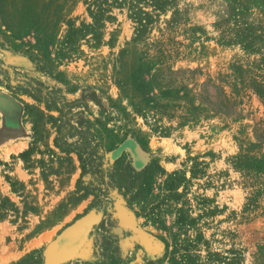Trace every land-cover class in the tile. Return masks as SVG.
Returning a JSON list of instances; mask_svg holds the SVG:
<instances>
[{
	"label": "rangeland",
	"instance_id": "1",
	"mask_svg": "<svg viewBox=\"0 0 264 264\" xmlns=\"http://www.w3.org/2000/svg\"><path fill=\"white\" fill-rule=\"evenodd\" d=\"M93 1L0 0V91L28 142L0 162L2 230L26 247L12 264H50L84 217L55 264H264V0L141 3L143 26L109 3L99 39ZM51 92L96 126L85 173L32 96Z\"/></svg>",
	"mask_w": 264,
	"mask_h": 264
},
{
	"label": "trees",
	"instance_id": "2",
	"mask_svg": "<svg viewBox=\"0 0 264 264\" xmlns=\"http://www.w3.org/2000/svg\"><path fill=\"white\" fill-rule=\"evenodd\" d=\"M170 0H94L91 6H89V13L94 19V23L86 25V30L91 31L95 34V39L101 38L96 30L101 26V21L106 16L108 12L109 3H114L118 7L126 6L130 11L131 17L136 19L141 26L144 25V21L150 18V13L145 8L141 6V3H145L150 7L156 9H163L166 4L170 3ZM108 18H112L111 15H107ZM49 97H41L40 95L33 94L35 99L44 101L48 107H54L59 113V117L53 118V123L57 128V136L54 139V143L57 148L66 153L74 152L78 155L81 162V167L83 173L86 172L88 166H94L97 164L96 158L103 157V153H99L98 149L101 147V143L98 140L97 129L94 122L91 119L85 118L83 116V111H78L74 113V108L78 106V101H67L62 98L61 103H57L56 97L53 96V92L49 93ZM7 97L8 101L19 107L12 97L4 95ZM85 106H87L85 104ZM77 114L78 122L71 123L72 115ZM13 119V118H12ZM14 121V120H13ZM17 121V120H15ZM16 124V125H14ZM13 126L16 127L17 123ZM79 189H82L87 193V187L81 186V179L77 181Z\"/></svg>",
	"mask_w": 264,
	"mask_h": 264
},
{
	"label": "water",
	"instance_id": "3",
	"mask_svg": "<svg viewBox=\"0 0 264 264\" xmlns=\"http://www.w3.org/2000/svg\"><path fill=\"white\" fill-rule=\"evenodd\" d=\"M6 127L7 125L3 124L0 128V144L24 134L23 128L21 131L22 124L20 121L18 123V127L11 128L9 131L6 130ZM90 225V219L88 217H84L67 227L50 247L48 258L49 263H57L62 257L82 245L90 229Z\"/></svg>",
	"mask_w": 264,
	"mask_h": 264
},
{
	"label": "crops",
	"instance_id": "4",
	"mask_svg": "<svg viewBox=\"0 0 264 264\" xmlns=\"http://www.w3.org/2000/svg\"><path fill=\"white\" fill-rule=\"evenodd\" d=\"M4 95H7V94H5L4 92H2V91H0V123H2L1 124V127L3 126V124H6L5 123V113H4V111L2 110L3 108H6V102H8V99H7V97L6 96H4ZM14 100H16V99H14ZM17 103H19V101H16ZM21 104V103H20ZM21 124H22V122H21ZM18 125V124H17ZM0 127V128H1ZM16 127H18V126H16ZM22 128L23 127H21V131H22ZM6 129H7V127H6ZM2 132V131H1ZM15 139H17L16 140V142L14 143V144H18V143H20V142H22V141H26V140H24V136L23 135H21V136H19V137H17V138H15ZM12 140V139H11ZM10 141V140H9ZM27 142V141H26ZM13 144V145H14ZM13 145H11V146H13ZM21 145V144H20ZM20 145H16L14 148H12V149H10V150H8L9 152L11 151H18V150H21L22 151V149L23 148H21V149H19V147H20ZM54 145H55V143H54ZM11 146H8V141H5V142H3L2 144H0V162L2 161V160H5L6 158H7V156H5V154H2V151L4 150V149H6V148H8V147H11ZM27 146H28V142H27ZM26 146V147H27ZM56 146V145H55ZM25 147V148H26ZM25 148L23 149V150H25ZM59 149V148H58ZM8 152V153H9ZM3 153H7V151L6 150H4L3 151ZM11 154V153H10ZM10 154H9V156H10ZM0 193L1 194H6L5 192H1L0 191ZM2 226H4V228H6V223L4 222V221H0V264H12V263H14V262H16L17 260L15 259V257L17 256V255H19L20 253H22V251H24V249L26 248H24V245L23 244H21V245H18V244H16V246H14V245H12L11 244V242L10 243H8L7 242V234H6V232H4L3 230H2ZM35 240H36V237H31L28 241H27V245L28 244H32L33 242H35ZM4 241V242H3Z\"/></svg>",
	"mask_w": 264,
	"mask_h": 264
},
{
	"label": "flooded vegetation",
	"instance_id": "5",
	"mask_svg": "<svg viewBox=\"0 0 264 264\" xmlns=\"http://www.w3.org/2000/svg\"><path fill=\"white\" fill-rule=\"evenodd\" d=\"M3 111H4V113H5V123H6V125H7V131H9V130H11V128H14V126H13V124L14 123H17V121H15V120H17L18 119V117H17V115H15L14 117H13V122H12V118L10 117V112L11 111H9V109H7V108H3L2 109ZM14 125H16V124H14ZM63 242V241H62Z\"/></svg>",
	"mask_w": 264,
	"mask_h": 264
}]
</instances>
